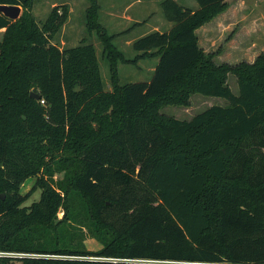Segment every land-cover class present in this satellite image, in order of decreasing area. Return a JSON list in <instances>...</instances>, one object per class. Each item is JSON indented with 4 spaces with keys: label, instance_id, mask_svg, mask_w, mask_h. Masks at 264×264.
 Listing matches in <instances>:
<instances>
[{
    "label": "trees",
    "instance_id": "1",
    "mask_svg": "<svg viewBox=\"0 0 264 264\" xmlns=\"http://www.w3.org/2000/svg\"><path fill=\"white\" fill-rule=\"evenodd\" d=\"M179 1H162L172 28L138 37L131 59L90 0L87 26L111 64L106 90L94 44L56 43L66 4L39 22L34 0H0L22 7L16 20L0 12V251L12 254L0 264H264V53L217 63L197 30L228 1ZM145 58L158 59L152 78L121 84L118 63ZM194 94L229 104L190 120L160 112ZM29 178L41 195L26 205ZM74 194L85 217L71 212ZM73 221L103 247L68 242Z\"/></svg>",
    "mask_w": 264,
    "mask_h": 264
},
{
    "label": "rangeland",
    "instance_id": "2",
    "mask_svg": "<svg viewBox=\"0 0 264 264\" xmlns=\"http://www.w3.org/2000/svg\"><path fill=\"white\" fill-rule=\"evenodd\" d=\"M96 1L99 5V23L105 28L109 35H114L112 43L118 50L123 51L127 58L134 59L137 56L138 52L133 49V42L138 37L143 34L150 33L155 29L168 31L173 26V23L169 22L164 17L161 7L163 0H137L138 2H141H136L130 8H128V5L136 0ZM179 2L186 6L194 4L197 5L195 0H180ZM63 4H66L69 7L70 16L60 31L56 43L62 49L77 46L82 42L94 44L104 80V87L106 90H111L112 82L110 59L108 58L107 52L104 50V45L97 30L90 32L87 26V10L91 5L90 0H34L33 13L37 17V20L42 22L46 20L54 6ZM132 14H134L135 17L138 15L139 18H142L141 24H135L133 23V20L126 18V16L131 17ZM132 19H134V17ZM236 27L237 28H233V26H231L230 29L225 32H219V30L216 29V41L213 44H210V48L207 47L206 49H210L209 52L212 53L217 52L215 56V61L217 63L226 62L235 65L242 61L254 62L260 53H264V49H256L253 46L251 48L246 47L245 54L234 52L235 49H238V44H234L236 36H239V45L244 42L246 43V40H248V42L250 41V38H248V32H246V34L244 33V30H247V28H244L243 24ZM239 32L240 34L238 35ZM1 33H3V31L0 32V35ZM204 34L205 33L203 31L200 32L201 38H203ZM254 41L258 42V38L256 36L254 37ZM157 63V58H145L133 64H124L119 62L117 66L120 83L126 84L129 82L150 80L153 76V69ZM227 82L233 92L238 94L239 86L237 77L234 74H229ZM228 104L229 101L225 98L194 94L190 97L188 105H167L164 106L160 112L168 117L190 120L195 115L205 111L211 106H226ZM62 177L63 174H58L56 179H61ZM35 182L36 178H29L22 186L23 194L33 192L29 200L26 202V205H31L34 201L38 200L41 195L40 189H34ZM70 206L71 212L73 211L75 214L85 217V208L83 207V201L79 196L75 194L73 195ZM58 216L59 218L64 216L63 209L59 211ZM81 223V221H73V226L70 225L68 228V232L70 234H67L68 242L71 235L74 236V234H77V237L73 240L75 245H79L87 250L93 251L101 249L103 244L93 235L91 231H89L88 226L78 227L79 225H83ZM1 252L2 251H0V254Z\"/></svg>",
    "mask_w": 264,
    "mask_h": 264
},
{
    "label": "crops",
    "instance_id": "3",
    "mask_svg": "<svg viewBox=\"0 0 264 264\" xmlns=\"http://www.w3.org/2000/svg\"><path fill=\"white\" fill-rule=\"evenodd\" d=\"M227 1L229 3V6L226 9V11L222 12L217 18L206 23L205 25H203L197 30V35L199 37L200 46L204 48L205 51L209 52L210 49H206V48L207 47L210 48V44L211 43L213 44L216 41L215 40L216 29H218L219 32H225V31H228L231 26H233V28H237L236 26L238 25L240 26V24H243L244 28H247V30H244L245 32L244 31L242 32H244L245 34L246 32H248L249 34L248 38H250V41L248 42V40H246V43L244 42L241 45H239V42H240L238 39L239 36H236L234 44H238V49H235L234 52L245 54L246 47L251 48L252 46L256 49L258 48L260 50H263L264 49L263 48L264 46V0H227ZM136 2L138 1L136 0L132 2L131 4H129L128 8H130ZM190 7L197 8V5L196 4L190 5ZM133 17L134 19H132ZM126 18H129V20H133V23L135 24L136 23L141 24L142 22V18L141 17L139 18L138 15H136L135 17V15L132 14L131 17L126 16ZM156 30L158 29H155L153 31H156ZM1 31H4V30L2 29L0 30V32ZM202 31L205 33L203 38H201V35H200V32ZM239 34L240 32L238 33V35ZM255 36L258 38L259 43L257 41L256 42L254 41Z\"/></svg>",
    "mask_w": 264,
    "mask_h": 264
},
{
    "label": "water",
    "instance_id": "4",
    "mask_svg": "<svg viewBox=\"0 0 264 264\" xmlns=\"http://www.w3.org/2000/svg\"><path fill=\"white\" fill-rule=\"evenodd\" d=\"M0 12H2L3 14H5L7 17L16 20L18 19L21 14H22V7L18 6V5H5L2 4L0 5ZM31 96L35 99H40V94L36 93V92H32ZM5 196L3 195L2 198H4Z\"/></svg>",
    "mask_w": 264,
    "mask_h": 264
},
{
    "label": "built area",
    "instance_id": "5",
    "mask_svg": "<svg viewBox=\"0 0 264 264\" xmlns=\"http://www.w3.org/2000/svg\"><path fill=\"white\" fill-rule=\"evenodd\" d=\"M42 102H44V101H42ZM0 255H1V256H7V255H12V254H10V253H5V252H1ZM20 256H35V255L21 254Z\"/></svg>",
    "mask_w": 264,
    "mask_h": 264
}]
</instances>
